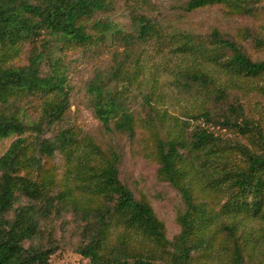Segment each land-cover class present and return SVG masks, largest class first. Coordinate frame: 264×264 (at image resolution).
Listing matches in <instances>:
<instances>
[{"label":"trees","instance_id":"16d2710c","mask_svg":"<svg viewBox=\"0 0 264 264\" xmlns=\"http://www.w3.org/2000/svg\"><path fill=\"white\" fill-rule=\"evenodd\" d=\"M242 1L186 0L185 8L223 2L235 11H249ZM110 2L0 0V137L16 135L0 154V264H50L49 255L55 246L39 243L24 246L23 242L31 243L32 238H37L40 220L50 209L60 208L71 209L85 219L82 226L85 239L74 249L87 257L90 264H189L191 249L208 247L203 230L214 216L205 210L204 204L192 200L189 183L184 179L187 163L201 173L213 167L214 175L207 183L212 187L222 184L227 189H234L223 203L225 212L263 214L260 204L264 189V136L256 122L243 116L238 102L228 103L227 111H221L216 120L241 134L250 132L252 143L259 146L258 151L250 150L240 142L225 146L235 148L243 157L245 165L242 168L227 167L219 136L206 127L193 129L189 139L182 134L157 139L159 173L178 188L186 205L179 218L181 228L172 240L165 236L162 222L147 200L135 198L118 178L116 152L108 150L103 154L88 138L79 137L73 126H59L65 119L68 86L60 61L52 56V51L54 47L69 44L88 47L94 36L86 30L85 22L94 12L106 9ZM94 23L100 25L98 20ZM134 23L140 36L152 28L143 14L136 16ZM188 39L186 35L185 42ZM254 41L262 43L257 37ZM24 42L31 44L27 62L13 64L11 59ZM210 44L215 49L230 52L221 63L233 74L255 76L264 72V59H250L233 40L221 37L215 29L210 33ZM192 45L189 44L188 49L196 51ZM218 56L214 55V59ZM43 60L47 61L49 70L42 74L40 64ZM190 73L192 80L201 84L211 81L205 72L193 70ZM89 87L94 113L102 125L133 136V114L123 101L104 88L101 79L91 81ZM215 90L217 97L223 98V88L217 86ZM28 95L41 97L39 115L33 120L23 119L21 107L15 103ZM211 111L205 108L200 113L211 119ZM183 148L187 152L181 150ZM55 153L62 155L64 160V170L59 178L47 164ZM245 194L252 196L250 202L243 197ZM19 196L26 202L15 206L13 214L8 216ZM94 196L100 197L102 202L89 204L82 201L83 197L90 200ZM116 224L131 229L140 239L160 246L168 256L166 261L154 262L149 259L148 252L142 254L132 249L125 232L107 246L110 226ZM222 227L231 237L230 264H243L245 248L239 241L236 226L223 224ZM240 234L244 239L245 236Z\"/></svg>","mask_w":264,"mask_h":264},{"label":"rangeland","instance_id":"374dc122","mask_svg":"<svg viewBox=\"0 0 264 264\" xmlns=\"http://www.w3.org/2000/svg\"><path fill=\"white\" fill-rule=\"evenodd\" d=\"M185 3L186 0H111L106 9L94 12L85 22L86 30L94 36L88 47L69 44L54 47L52 51V56L60 61L68 86L65 119L59 126H73L79 137L88 138L103 154L108 150L116 152L118 178L135 198L147 200L169 240L181 228L179 218L186 205L178 188L159 173L157 139L164 140L174 134L189 139L193 129L203 126L219 136L227 167H244L243 157L236 149L225 146L240 142L253 151H258L259 146L252 143L250 132L241 134L216 120L221 111H227L230 102L241 104L243 116L256 122L264 136V72L255 76L233 74L221 63L230 52L215 49L210 44V33L215 29L221 37L233 40L250 59H264V0H243L242 4L249 11L241 12L223 2L190 9L185 8ZM139 14L146 16L152 25L143 36L135 29L134 21ZM95 20L100 25L93 24ZM186 35L188 42L184 40ZM256 37L262 43H256ZM189 44H193L192 49L196 51L189 50ZM30 46L29 42L22 43L11 62L26 63ZM214 55L219 56L214 59ZM40 69L42 74L49 70L47 61H42ZM193 70L205 72L211 78L210 83L192 80L190 72ZM98 79L132 112L133 136L106 128L95 115L89 86ZM217 86L225 91L221 99L215 92ZM15 103L21 107L23 119L33 120L39 115L41 97L28 95ZM205 108L212 110L211 119L201 115ZM15 136L0 137V154ZM181 150L187 152L186 148ZM63 161L59 153L47 161L56 178L64 170ZM49 169L47 167L48 174ZM186 169L184 179L189 183L192 200L204 204L205 210L214 216L203 230L208 247L191 249L189 264L231 263V237L223 224L236 226L239 241L245 248L243 264H264V189L260 204L262 215L253 216L248 211L225 212L223 203L234 189L222 184L212 187L207 183L214 175L213 167L201 173L187 163ZM243 197L247 202L252 199L250 194ZM82 201L93 204L101 203L102 199L83 197ZM25 202L26 199L19 196L8 216L13 214L15 206ZM84 223L85 219L71 209H50L40 220L39 236L32 238L31 243L24 241L23 245L55 246L49 255L50 264H90L87 257L74 249L85 239ZM122 232L127 235L132 249L142 254L148 252L154 262L164 263L168 258L160 246L140 239L121 224L110 226L106 245L113 244ZM165 248L170 251L169 247ZM219 248L222 249L216 252Z\"/></svg>","mask_w":264,"mask_h":264}]
</instances>
